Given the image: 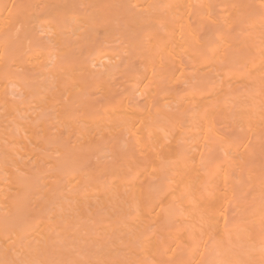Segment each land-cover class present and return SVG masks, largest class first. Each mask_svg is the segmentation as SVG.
<instances>
[{"label":"bare ground","instance_id":"bare-ground-1","mask_svg":"<svg viewBox=\"0 0 264 264\" xmlns=\"http://www.w3.org/2000/svg\"><path fill=\"white\" fill-rule=\"evenodd\" d=\"M0 264H264V0H0Z\"/></svg>","mask_w":264,"mask_h":264}]
</instances>
